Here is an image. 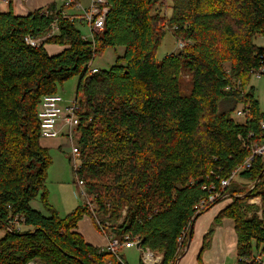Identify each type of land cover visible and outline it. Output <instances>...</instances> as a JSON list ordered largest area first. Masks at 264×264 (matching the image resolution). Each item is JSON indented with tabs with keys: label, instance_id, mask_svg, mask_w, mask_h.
Returning a JSON list of instances; mask_svg holds the SVG:
<instances>
[{
	"label": "trees",
	"instance_id": "trees-1",
	"mask_svg": "<svg viewBox=\"0 0 264 264\" xmlns=\"http://www.w3.org/2000/svg\"><path fill=\"white\" fill-rule=\"evenodd\" d=\"M61 2L18 16L9 1L0 12V264H126L104 249L110 236L138 238L163 255L162 264H175L195 221L223 200L214 225L233 222L236 264H264V160L254 156L237 172L264 142V113L248 87L252 72L264 69V48L253 42L264 38V0H106L104 29L92 41L82 40L63 15L73 6ZM169 30L183 48L158 62ZM47 46L61 50L52 55ZM117 48L123 54L114 65L89 71ZM75 77L73 172L95 211L83 204L61 218L48 202L52 159L40 145L38 110ZM240 107L242 124L233 119ZM248 183L251 191L241 187ZM211 187L226 197L197 212ZM38 198L43 211L32 206ZM255 198L261 207L249 203ZM85 219L102 244L81 233ZM16 225L25 229L8 230ZM213 231L202 238L197 264Z\"/></svg>",
	"mask_w": 264,
	"mask_h": 264
},
{
	"label": "rangeland",
	"instance_id": "rangeland-1",
	"mask_svg": "<svg viewBox=\"0 0 264 264\" xmlns=\"http://www.w3.org/2000/svg\"><path fill=\"white\" fill-rule=\"evenodd\" d=\"M6 1L0 0V12L7 10ZM89 0H81L82 5H87ZM58 4L62 5L61 0H57ZM76 29L80 32L82 37H86L88 40L90 38V32L88 28L82 23H76ZM254 44L258 47L264 48V38L256 37L254 39ZM49 46H47V51L49 52ZM55 53L49 52L50 54H56L60 51L59 47L54 49ZM177 42L174 38L172 31H167L164 40L162 41L160 47L157 50L156 60L160 62L167 55L171 53H177ZM123 49L117 48L106 49L100 56L96 57L90 64L91 69H97L98 71H104L109 69L112 65H114L117 57L122 56ZM89 70V71H90ZM78 77L72 78L66 81L62 86L58 87L57 94L63 98L65 101L64 105H70L75 100V92L78 84ZM248 87H253L255 90V97L259 103L260 111L264 113V76L256 77L252 75L249 80ZM233 119L242 124L244 123V118H240L237 116H233ZM75 136V134H74ZM78 135L73 137V139L69 140L65 134V131L59 135V137L48 140H56L57 146L49 149V155L52 159V165L49 167L47 172L46 179V190L48 193V202L49 204L57 211L59 217L63 218L66 215L70 214L76 207L82 206L88 202V199H84L81 196V193L78 189L76 176L73 172L74 164H77V160L73 159L71 154L72 147H78L76 144ZM243 187V189H247V191H251L255 186H252L251 183H248ZM255 200V199H253ZM224 203V202H222ZM261 204V203H260ZM32 206L34 209H39V211H43L39 198L36 199ZM46 214V213H45ZM214 225V220L211 221ZM86 225L90 226L93 230L94 235L98 238L97 241L92 242L93 244L99 243L101 240L100 235L94 229L92 222L89 219H85L80 224V231L86 227ZM22 227V231H23ZM213 230L216 228L212 227ZM209 231V230H208ZM82 233V232H81ZM219 234L218 231H213L212 238L217 237L216 234ZM4 234V231H0V238ZM84 235V234H83ZM85 236V235H84ZM86 238V236H85ZM88 240V238H86ZM212 240V239H211ZM89 241V240H88ZM124 262L126 264H140V254L135 249H123L120 252Z\"/></svg>",
	"mask_w": 264,
	"mask_h": 264
},
{
	"label": "built area",
	"instance_id": "built-area-1",
	"mask_svg": "<svg viewBox=\"0 0 264 264\" xmlns=\"http://www.w3.org/2000/svg\"><path fill=\"white\" fill-rule=\"evenodd\" d=\"M63 5L67 7L68 9L71 8L72 10L68 11L66 10L63 12V15L67 17L71 22L73 23H82L84 24L89 32H90V38L89 40L86 37H82V40L84 41H92L93 36L96 34H99L104 29V22L105 18L109 12V6L106 2V0H89L87 5H82L81 1L76 0H64ZM72 12V13H70ZM57 31V27L55 25L52 26L51 35ZM40 42L34 41L31 39H26V43H28L31 46L37 45V43ZM183 48V44L181 42H177V49L180 50ZM91 73L97 72V69H91ZM264 72L263 68H260L256 72H252V75L256 77H260L261 74ZM65 101L61 96L52 95L47 96L42 99V102L39 106L38 110V120H39V126H40V138L41 139H54L59 137L60 134H62L63 131H65V134L69 140L73 139L74 132L79 125V117L76 114L78 110V105L76 101H73L70 105H64ZM245 112L244 108H238L236 112V116L240 118H244ZM261 128H264V124L261 123ZM71 154L73 156V159L77 160V164H74L73 171L75 172L79 167V151L76 147H72ZM254 156L262 157L264 160V142L253 149L252 156L245 160L242 167H240L237 172L244 170L246 168L250 167V162L252 161ZM235 175V172L232 174V176L225 181L221 182L222 188H225L228 186L230 180ZM77 180V187L81 193V196L84 199H88V202L85 203L92 212L95 211V206L92 203V197L89 196L85 190V186L82 181H80L78 178ZM208 191V198L200 201L198 205L195 207L197 212L203 211L207 208V206L214 202L216 199L223 200L226 196H220L219 193H217L214 189V187H211ZM225 201V200H223ZM222 201V202H223ZM250 204L257 205L261 207V201L259 198H255V200H251L249 202ZM264 209L260 210L258 212V216L260 218L263 217ZM123 215L125 213L123 212ZM97 224H101V220L96 221ZM102 225V224H101ZM104 226H108L107 223H105ZM15 230L17 232L22 231V226L16 225L14 228H9L8 230L11 232L12 230ZM140 240L137 238L133 241H130L128 239V236L124 238V241H121L119 239L113 238L112 236L109 237L107 240L106 249L108 252L114 254L115 256H119L120 252L123 249H136V244H138ZM179 243L182 242V239L179 238ZM140 254V263L141 264H162L163 262V255L157 252H153L148 248H143L142 246L139 247V249H136ZM179 260V259H178ZM178 260L175 262L177 264ZM148 261H151V263H148ZM28 264H36L35 262H30Z\"/></svg>",
	"mask_w": 264,
	"mask_h": 264
},
{
	"label": "crops",
	"instance_id": "crops-1",
	"mask_svg": "<svg viewBox=\"0 0 264 264\" xmlns=\"http://www.w3.org/2000/svg\"><path fill=\"white\" fill-rule=\"evenodd\" d=\"M6 1L7 12L9 9V1L12 3V10L15 15L25 16L39 8L46 7L57 0H3ZM49 52L55 53L54 49L57 46H49ZM60 49V48H59ZM61 50V49H60ZM60 52V51H59ZM58 52V53H59ZM50 54V53H49ZM57 54V53H56ZM54 55V54H52ZM40 145L43 148L51 149L57 146L56 140L41 139ZM224 203H220L213 207L208 212L200 216L193 225V236L186 248L183 250L177 264H197V254L201 247L202 238L207 234L212 227L216 228V234L211 240L210 248L206 250L201 258L203 264H236V237L234 233V225L231 220L225 219L219 226H213V221L216 215L223 208ZM82 234L88 238L90 242L97 241L98 238L94 235L90 226L86 225L82 229ZM214 235V234H213ZM101 241H99V244ZM102 244V243H101ZM104 245V244H103Z\"/></svg>",
	"mask_w": 264,
	"mask_h": 264
},
{
	"label": "water",
	"instance_id": "water-1",
	"mask_svg": "<svg viewBox=\"0 0 264 264\" xmlns=\"http://www.w3.org/2000/svg\"><path fill=\"white\" fill-rule=\"evenodd\" d=\"M140 246H142V242H139L138 244H136V249H139Z\"/></svg>",
	"mask_w": 264,
	"mask_h": 264
},
{
	"label": "bare ground",
	"instance_id": "bare-ground-1",
	"mask_svg": "<svg viewBox=\"0 0 264 264\" xmlns=\"http://www.w3.org/2000/svg\"><path fill=\"white\" fill-rule=\"evenodd\" d=\"M148 263H151V261H148Z\"/></svg>",
	"mask_w": 264,
	"mask_h": 264
}]
</instances>
